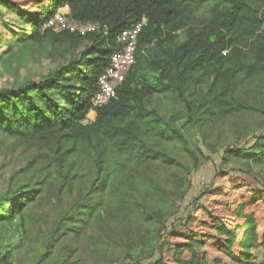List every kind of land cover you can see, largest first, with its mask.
Wrapping results in <instances>:
<instances>
[{
	"label": "trees",
	"instance_id": "16d2710c",
	"mask_svg": "<svg viewBox=\"0 0 264 264\" xmlns=\"http://www.w3.org/2000/svg\"><path fill=\"white\" fill-rule=\"evenodd\" d=\"M204 5L217 7L210 19L192 26L191 9ZM0 6L17 14L35 43L45 38L52 45L68 41L73 48L87 43L78 58L41 81L0 90L1 133L33 139L54 135L52 176L64 197L71 195L75 181L82 182V169L87 175L84 195L105 197L112 178L141 152L177 166L155 144H184L183 129L192 123L193 103L186 96L191 91L195 95L191 83L212 78L209 91L220 84L230 87L233 98L244 78L264 74V0H0ZM62 8L68 9L70 20L99 24L100 29L83 37L42 29ZM143 20L135 65L115 99L92 108L97 79L117 50L116 36ZM179 31L184 37L177 43ZM168 95L182 103L185 117L165 119L150 106ZM90 111L95 119L86 124ZM230 153L264 166V135L249 149ZM250 172L216 173V184L205 190L192 213L168 234L166 247H157L158 259L148 264H264V187ZM46 181L4 196L0 223L19 217L25 232L23 206L39 195ZM49 242L36 264L44 262ZM0 264H12L6 246H0Z\"/></svg>",
	"mask_w": 264,
	"mask_h": 264
},
{
	"label": "rangeland",
	"instance_id": "374dc122",
	"mask_svg": "<svg viewBox=\"0 0 264 264\" xmlns=\"http://www.w3.org/2000/svg\"><path fill=\"white\" fill-rule=\"evenodd\" d=\"M216 7L192 8L190 24L197 26L210 19ZM56 13L67 15L68 9ZM50 30L75 34L67 29ZM183 37V31L177 32V43ZM86 45L83 42L73 48L68 41L52 45L48 38L35 43L17 14L0 6V90L41 81L78 58ZM210 80L191 83L195 95H190L192 91L186 94L193 105L192 123L182 132L184 144H155L178 165L150 160L141 152L112 178L105 197L84 195L87 175L83 169L82 182H74L70 196L58 193V181L52 176L53 134L33 139L0 132V201L13 191L47 179L39 195L23 206L25 232L19 217L0 223V246L8 248L12 264H36L49 241L51 250L42 264H148L158 259L157 247H166L168 234L192 213L205 190L216 184L219 171H251L264 187V166L230 153L249 149L264 135V74L244 78L233 98L230 87L220 84L209 91ZM150 106L165 119L179 114L185 117L175 96L154 99ZM94 119L95 113L90 111L84 123ZM149 213L156 216L149 217Z\"/></svg>",
	"mask_w": 264,
	"mask_h": 264
},
{
	"label": "built area",
	"instance_id": "2783aa9c",
	"mask_svg": "<svg viewBox=\"0 0 264 264\" xmlns=\"http://www.w3.org/2000/svg\"><path fill=\"white\" fill-rule=\"evenodd\" d=\"M144 24L145 21L143 20L128 29L122 30L116 36L115 45L117 50L111 54L107 68L97 79V90L91 99L92 108L102 107L115 99L116 90L122 85L128 72L135 65L138 38ZM45 26L57 31L67 29L82 36L100 29L99 24L76 23L68 20L65 14L59 13L49 18Z\"/></svg>",
	"mask_w": 264,
	"mask_h": 264
}]
</instances>
